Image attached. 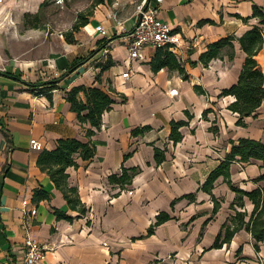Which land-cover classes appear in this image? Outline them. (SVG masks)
Segmentation results:
<instances>
[{"label": "crops", "instance_id": "obj_1", "mask_svg": "<svg viewBox=\"0 0 264 264\" xmlns=\"http://www.w3.org/2000/svg\"><path fill=\"white\" fill-rule=\"evenodd\" d=\"M44 1L3 0L0 19L11 12L21 21ZM141 1L112 0L96 6L88 24L74 33L75 44L66 43L62 34L34 30L0 39V264H24L26 237L46 248V264H260L261 249L253 250L250 234L242 229L221 248H211L236 213L250 214L248 199L237 202L222 177L213 184L214 202L199 188L224 161L232 143L264 142V100L244 119V126L236 125L238 116L227 109L234 98L219 96L236 83L244 53L234 41L231 61L223 57L204 67L198 58L209 44L226 36L239 38L257 26L250 18L252 6L264 11V0H162L159 18L180 37L171 52L187 80L166 69L152 72L154 48L145 47L139 59H130L127 35L138 20ZM96 26H102L105 36ZM255 60L264 90V40ZM53 80L52 90L25 85ZM78 86H95L114 103L90 138L94 157L88 163L76 157V167L65 171L68 185L76 188L87 208L83 217L66 222L57 220L53 210L72 217L76 213L68 210L36 160L41 151L52 150L57 139L87 141L89 126L78 123L64 98ZM172 121L186 123L176 144L169 140ZM146 126L149 132L131 135ZM30 141L39 142L41 149H31ZM154 149L163 150V162H154ZM261 166L259 161L232 162L233 187L258 188L261 182L254 180L264 173ZM132 167L139 173L130 185L120 189L108 183L109 175ZM39 190L46 192L48 201L34 199ZM190 193L192 201L181 199ZM33 208L36 213L30 215ZM160 212L170 220L145 236Z\"/></svg>", "mask_w": 264, "mask_h": 264}, {"label": "trees", "instance_id": "obj_2", "mask_svg": "<svg viewBox=\"0 0 264 264\" xmlns=\"http://www.w3.org/2000/svg\"><path fill=\"white\" fill-rule=\"evenodd\" d=\"M112 0H93L94 7L104 4H110ZM49 0L42 2L34 14L25 13L22 16V23L25 29H38V22L40 13ZM89 11L86 14H79L77 20L73 24L71 30L62 34L63 39L68 44H75L74 33L78 29L84 27L89 22V18L92 16V12ZM258 21V25L252 27L246 31L241 37L235 38L233 36H226L220 40H217L209 44L206 51L202 53L198 62L206 67L212 60L222 59L227 57L229 61L233 59V42L236 41L240 46V50L244 53V61L236 83L230 88L221 92L219 97L231 96L234 101L227 106V109L238 116L236 125L244 126V119L252 116L257 108L264 100L263 90V75L255 60V56L261 49L264 40V11L253 5L251 17ZM245 20V19H244ZM172 50L166 45L164 47L156 48L153 58L149 65L151 71L156 73L161 69L168 71H174L178 73L182 80H187V73L185 72L182 64L171 52ZM192 65V64H191ZM98 81V76L95 77ZM55 80L46 83H36L25 85L28 88L44 87L47 90H52L55 87ZM195 91L203 94L198 87H195ZM65 101L69 104V108L75 113L79 124H87L89 127L85 130V138L87 141L83 142L79 139L64 138L57 139L55 146L52 150H43L39 153L36 165L40 171L47 174L53 186L61 192L65 202H67V208L71 212H75L74 217L65 214L64 212L53 210V214L57 220H64L71 222L73 219L83 217L87 208L80 202L77 190L75 187H71L67 183L66 169L69 167H76L75 158L78 157L83 163H88L94 157L95 148L90 142L91 136L95 131H98L101 124V116L104 112L110 110L114 100L110 96L103 92L101 89L95 86H78L73 87L69 91L65 92ZM209 111L203 112L205 116ZM188 117V115H187ZM186 126L183 121L170 122L169 140L172 144H176L181 141L182 135L179 129ZM149 127L136 128L131 131L132 136H140L146 132H149ZM129 154L124 155L126 158ZM154 162L159 164L163 162L164 155L163 150L154 149ZM248 163L250 161H259L262 163L261 168H264V142L255 141L251 139H239L236 143H232L229 153L226 154L224 161L220 163L212 172L209 173L204 183L200 186L199 191L209 194L211 200L214 202V198L211 195L213 184L215 181L222 177L224 183H226L229 189L235 192L237 195V202L246 197L252 204L253 208L248 220L244 222V213H236L235 217L238 219V223L233 227H223L224 230L219 232L211 246V248H221L223 244H227L233 239L234 234L243 229L250 234L253 240V249L255 252L259 251L260 243H264V195L263 187L255 188L251 191H244L233 187L230 181L229 167L232 162ZM139 173V169H124L117 174H111L108 176L107 181L110 185L117 186L122 189L130 185L133 177ZM254 182L264 183V173L259 175ZM187 199L192 201L194 199L193 194H188L181 199ZM34 199L48 201V196L45 191L39 190L34 194ZM174 201L171 202V206ZM173 207V206H172ZM216 211V203L214 204L213 212ZM170 220L168 214L160 212L155 217V222L149 226L145 236L153 234L154 228Z\"/></svg>", "mask_w": 264, "mask_h": 264}, {"label": "built area", "instance_id": "obj_3", "mask_svg": "<svg viewBox=\"0 0 264 264\" xmlns=\"http://www.w3.org/2000/svg\"><path fill=\"white\" fill-rule=\"evenodd\" d=\"M3 0H0V4ZM162 0H155L154 5H150L147 0H142L137 7L138 20L132 31L127 35V52L130 59H139L140 51L145 47L160 48L168 46L170 50L178 45L180 37L159 18V4ZM95 30L105 36L102 26H96ZM127 78L128 73L121 75ZM33 150H40L39 142L30 141ZM26 205V202H23ZM36 209H30L29 214L35 215ZM24 264H46L44 262L46 248L33 238L26 237L22 242Z\"/></svg>", "mask_w": 264, "mask_h": 264}, {"label": "rangeland", "instance_id": "obj_4", "mask_svg": "<svg viewBox=\"0 0 264 264\" xmlns=\"http://www.w3.org/2000/svg\"><path fill=\"white\" fill-rule=\"evenodd\" d=\"M92 9L93 0H49L44 10H42L40 13L38 29H25L22 23V16L21 21H19L18 13L14 14L7 12L2 14L3 18L0 19V39L6 38L9 33H20L24 30H34L33 33L41 35L64 34L71 30L79 14H86ZM259 187L264 188V183L261 182ZM249 215L247 216L245 214L244 222L248 220ZM229 223H231L230 225L232 227L229 224H227V227L233 228L238 223V219L233 217L231 220H229ZM242 231L246 232L243 229ZM244 232H241L240 235L243 237V239H246L248 237ZM251 242L253 245L252 238ZM259 249L262 251L260 256V264H264V243H260Z\"/></svg>", "mask_w": 264, "mask_h": 264}]
</instances>
